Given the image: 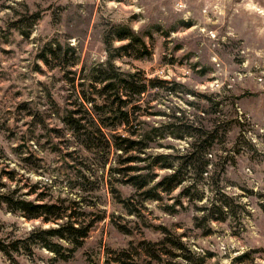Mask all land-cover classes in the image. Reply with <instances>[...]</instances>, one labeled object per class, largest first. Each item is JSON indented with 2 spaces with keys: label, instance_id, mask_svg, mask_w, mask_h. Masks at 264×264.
I'll return each instance as SVG.
<instances>
[{
  "label": "rangeland",
  "instance_id": "obj_1",
  "mask_svg": "<svg viewBox=\"0 0 264 264\" xmlns=\"http://www.w3.org/2000/svg\"><path fill=\"white\" fill-rule=\"evenodd\" d=\"M119 25L130 26L147 52L114 57V65L170 82L124 103L130 121L115 126L93 69L113 53L107 40L126 42L112 37ZM68 117L83 129L72 131ZM186 126L223 134L211 146L209 166L219 189L238 203L235 215L195 219L215 196L212 178L198 184L201 200L179 197L184 184L161 200L145 199L128 182L130 175L146 173L140 167L151 154L183 153L190 138L162 135ZM154 127L160 129L151 137ZM97 129L111 143V135L133 131L130 137L142 142L124 153L105 147ZM86 131L96 136L89 138L93 147ZM145 142L144 152L137 151ZM137 155L148 159L122 160ZM4 190L72 203L78 221H96L80 245L55 238L68 249L64 256L37 244L26 250L32 229L57 223L26 219L2 204L0 245L7 253L0 250V264H264V0H0ZM166 235L181 237L190 261L180 250L160 258L144 252V241L164 251ZM19 239L24 244L14 250Z\"/></svg>",
  "mask_w": 264,
  "mask_h": 264
},
{
  "label": "trees",
  "instance_id": "obj_2",
  "mask_svg": "<svg viewBox=\"0 0 264 264\" xmlns=\"http://www.w3.org/2000/svg\"><path fill=\"white\" fill-rule=\"evenodd\" d=\"M112 37L118 41H126L118 46H113L111 39L106 41L109 49L113 51L108 56L106 63L100 64L93 69L95 72L93 81L94 83L101 84L98 88L97 93L99 96H103V100L107 101L109 105L108 117H114L113 125H126L130 121V116L127 110H123L124 103L130 102V99H135L136 96H141L146 92L148 87H163L166 83L170 82L165 78H150L146 77L143 72L136 71L133 73L122 72L112 62L114 57H118L122 54H130L134 58L143 56L146 51L145 41L136 34L130 26L119 25L113 29ZM143 50V51H141ZM125 96L126 98H123ZM129 97V98H127ZM88 99V98H85ZM91 99H88L90 101ZM96 103H93V107H96ZM72 129L77 132L83 129L78 119H72L68 117L66 119ZM72 121V122H71ZM73 121L75 123H73ZM71 122V123H70ZM102 122V120H101ZM160 128L154 127L149 132L151 137L156 135V132ZM104 141L105 147L114 146L115 149H121L124 153L130 150H134L135 146L142 142V139L131 138V135H136V131L130 132V136L111 135L114 137V143L107 138L104 134L97 129ZM163 135H169L174 138H190L187 141V147L183 153H155L151 154L148 158L149 161L141 169H146V173L132 174L128 178V182L132 184L145 199L161 200L162 195L171 194L175 189L182 186L178 193L179 197H186L188 200H201L205 194L204 191L198 193V184L205 181L206 179H214L215 185V196L210 198L206 204L199 207L198 210L202 212L199 219L202 222L207 221H222L226 218L227 214H236V209L239 207L238 203L235 202L234 198L227 195L222 189H219L217 183L218 179H215L210 171L211 159V146L213 145L216 138L222 139V133H218L217 129H202L197 127L186 126L185 129L176 132L175 129L165 131ZM88 147H93L94 140L89 138L96 137L90 132L87 133ZM146 138L148 139L147 135ZM151 140V139H149ZM103 145V148H104ZM147 146V143H143L141 147L137 148V151L142 152ZM144 152V151H143ZM146 160L147 157H136L128 156L122 159L124 162H133L134 160ZM139 168V167H136ZM166 170L165 173L159 175L156 171ZM127 170H136L135 167ZM140 170V169H139ZM211 172V173H210ZM210 173V174H209ZM208 176V178H206ZM158 177V179H156ZM156 179V180H155ZM153 182L151 186L150 183ZM200 190V189H199ZM41 199H28L22 196H15L11 191H0V205L4 204L9 211L19 212L26 219H38L40 218L44 223L56 222V226H49L47 228L32 229L29 234L25 237L27 244L21 239L15 242L12 246L14 250L20 248L19 243L22 242L24 245L22 248L30 250L32 245H39L41 247L50 250L51 252L63 255L67 248L56 241L62 239L69 242L72 246L80 245L82 240L87 236L90 227L93 226L96 220L94 219H82L78 221V217L74 215L72 211V203L69 205L58 204L55 202L40 201ZM119 200L127 208L128 203L126 200ZM84 212V211H83ZM84 215V213H81ZM87 220V221H85ZM163 231L168 232L163 227ZM167 244L164 251L156 249V243L151 241H144L143 250L152 258H160V255L164 252L168 254H176V251L180 250L179 256L183 259L190 261L191 258L186 253L190 250L186 248L180 236L171 237L166 235L162 241ZM167 248V249H166ZM0 250L7 253V250L0 245ZM159 250V251H158ZM177 254V255H178ZM129 264V263H124Z\"/></svg>",
  "mask_w": 264,
  "mask_h": 264
}]
</instances>
